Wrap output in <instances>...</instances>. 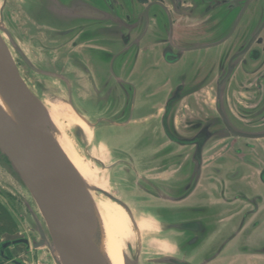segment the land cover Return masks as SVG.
Wrapping results in <instances>:
<instances>
[{
    "label": "flooded vegetation",
    "instance_id": "flooded-vegetation-1",
    "mask_svg": "<svg viewBox=\"0 0 264 264\" xmlns=\"http://www.w3.org/2000/svg\"><path fill=\"white\" fill-rule=\"evenodd\" d=\"M77 1L111 17L74 19L58 31L68 38L71 64L92 76L100 101L121 105L125 92L127 123L158 121L144 127V145L158 150L157 176L146 192L174 203L158 213L178 231V260L264 264V0H58ZM87 38L93 43L86 45ZM81 46L93 54L90 64ZM110 61H117L116 76L109 67L96 70ZM172 95L168 131L192 142L166 134ZM184 223L191 225L179 227ZM16 229L0 204V264H40L34 240L12 237Z\"/></svg>",
    "mask_w": 264,
    "mask_h": 264
},
{
    "label": "rangeland",
    "instance_id": "rangeland-1",
    "mask_svg": "<svg viewBox=\"0 0 264 264\" xmlns=\"http://www.w3.org/2000/svg\"><path fill=\"white\" fill-rule=\"evenodd\" d=\"M43 1L49 7V0ZM41 11L46 10L40 0H6L5 3L0 0V27L6 28L9 35L2 31L0 34L21 76L42 101L49 117L54 119V124L50 122L56 129L52 126L51 132L61 137L58 145L85 182L98 223L104 224L137 264H169L161 260L167 256L179 257L175 245L178 231L169 228L172 219L159 217L158 211L173 207L174 203L146 192L155 181L150 179L157 176L152 168L158 167V150L144 145V127L158 126V121L149 118L138 124L127 123L128 118L121 116V111L127 110L123 107L125 92L121 105L100 101L88 80L92 76L71 64L68 58L71 50L65 47L68 38L57 34L69 26L68 21L44 22L39 17ZM245 20L246 16L240 18L237 29ZM92 43L86 39V45ZM13 46L41 72L60 74L66 81L32 71ZM87 49L78 47L81 56L90 64L94 57ZM116 62L110 61L105 70L98 64L95 68L106 72V67H109L117 74ZM97 82L100 83L99 80ZM179 119L178 116L177 121ZM101 192L117 198L121 204ZM0 204L17 222L16 233L12 237L21 235L31 241L38 239L35 222L37 219L43 226V220L26 187L1 153ZM37 253L40 264H55L47 247L38 248Z\"/></svg>",
    "mask_w": 264,
    "mask_h": 264
},
{
    "label": "water",
    "instance_id": "water-1",
    "mask_svg": "<svg viewBox=\"0 0 264 264\" xmlns=\"http://www.w3.org/2000/svg\"><path fill=\"white\" fill-rule=\"evenodd\" d=\"M104 1L108 3L109 0ZM43 3L46 11H41L39 17L43 16L47 21L71 22L74 19H84L88 22L111 17L110 13L102 9L78 1L71 6L62 5L58 0H49V7ZM240 15L231 29L235 28ZM103 37L110 39L112 35L103 32ZM122 39L125 44L127 36ZM13 48L32 71L66 81L60 74L41 72L16 46ZM81 65L88 72L84 64ZM113 74L116 76L114 71ZM91 87L93 91L96 90L94 85ZM0 98L8 109L7 112L0 105V153L26 187L44 223L42 226L36 219L38 239L33 241V247H47L55 264H107L99 247V223L85 182L55 140L45 106L21 76L11 51L1 40ZM175 98L172 95L165 106L163 124L166 134L173 141L192 142L196 138L179 139L168 131L165 119ZM197 144L199 146L201 142L198 141ZM199 150L197 147L196 157ZM104 195L121 204L113 196L106 193ZM174 211L176 210L167 213ZM189 225L191 223H184L179 227ZM161 261L188 264L169 256Z\"/></svg>",
    "mask_w": 264,
    "mask_h": 264
},
{
    "label": "bare ground",
    "instance_id": "bare-ground-1",
    "mask_svg": "<svg viewBox=\"0 0 264 264\" xmlns=\"http://www.w3.org/2000/svg\"><path fill=\"white\" fill-rule=\"evenodd\" d=\"M0 31L4 32L5 34H7V33L9 34L7 29L4 27H0ZM0 40L5 42V40H4V38H2L1 34H0ZM5 44H6V42H5ZM17 50L20 52V50L18 48H17ZM0 105L8 112V109L6 108L4 102L2 101L1 98H0ZM49 118H50L51 122L54 124V119L51 117H49ZM54 129H56V128L54 127ZM53 136H54L56 141L61 140V137L58 135V133L54 134ZM104 194H105V192H104ZM115 199H117V198H115ZM95 212H96V209H95ZM99 229L100 230L98 233V235H99L98 236V238H99L98 243H99L100 250L103 253L107 264H132V263L137 264L135 261H133L126 254V252L121 248V246L117 243V241L114 239V237L111 235V233L108 231V229L104 226V224L102 222L99 223Z\"/></svg>",
    "mask_w": 264,
    "mask_h": 264
}]
</instances>
